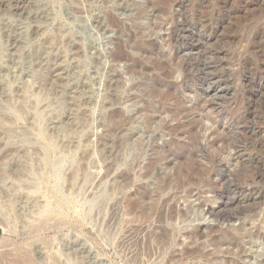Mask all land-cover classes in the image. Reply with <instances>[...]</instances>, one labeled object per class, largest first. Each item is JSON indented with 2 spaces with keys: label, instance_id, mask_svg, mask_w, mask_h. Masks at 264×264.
Instances as JSON below:
<instances>
[{
  "label": "rangeland",
  "instance_id": "rangeland-1",
  "mask_svg": "<svg viewBox=\"0 0 264 264\" xmlns=\"http://www.w3.org/2000/svg\"><path fill=\"white\" fill-rule=\"evenodd\" d=\"M223 1L0 0V256L42 241L21 227L47 216L66 226L44 235L54 251L77 241L89 253L69 264H124L130 226L143 224L145 243L174 209L179 228L207 235L182 234L177 252L243 222L264 234V0Z\"/></svg>",
  "mask_w": 264,
  "mask_h": 264
},
{
  "label": "bare ground",
  "instance_id": "bare-ground-1",
  "mask_svg": "<svg viewBox=\"0 0 264 264\" xmlns=\"http://www.w3.org/2000/svg\"><path fill=\"white\" fill-rule=\"evenodd\" d=\"M23 1V0H22ZM26 1V0H25ZM42 1V0H41ZM221 1H223V0H221ZM226 1V0H225ZM228 1V0H227ZM39 2V1H38ZM224 2V1H223ZM48 4V3H47ZM20 5V4H19ZM249 5V4H248ZM21 7V6H20ZM247 8V7H246ZM139 9V8H138ZM220 9V8H219ZM249 9V8H248ZM245 10V9H244ZM23 11V10H22ZM142 13V12H141ZM166 18H168V17H166ZM199 18V17H198ZM170 19V18H169ZM200 19V18H199ZM190 20V19H189ZM210 20H211V18H210ZM183 22V21H182ZM203 22V21H202ZM211 22V21H210ZM209 22V23H210ZM163 23V22H162ZM199 23H200V21H199ZM171 24V23H170ZM201 24V23H200ZM203 25H205V24H203ZM161 26V25H160ZM176 26V25H175ZM203 28V27H202ZM204 29V28H203ZM206 29V28H205ZM260 32V31H259ZM260 36V35H259ZM264 40V39H263ZM177 41V40H176ZM256 41V40H255ZM17 42V41H16ZM252 43H253V41H252ZM257 43V45H258V43L260 44V42H256ZM251 44V43H250ZM256 45V46H257ZM261 45V44H260ZM256 46H255V48H256ZM18 47V46H17ZM180 49V48H179ZM254 51V50H253ZM13 52V51H12ZM259 52V51H258ZM257 52V53H258ZM263 52V51H262ZM260 53V52H259ZM3 54V53H2ZM124 55V54H123ZM5 56V55H4ZM3 56V57H4ZM119 56V55H118ZM264 56V55H263ZM6 57V56H5ZM120 57H121V55H120ZM162 58V57H161ZM122 59V58H121ZM124 59V58H123ZM164 59V58H163ZM162 59V60H163ZM116 60V59H115ZM56 63V62H55ZM1 65V64H0ZM256 66V65H255ZM253 68V67H252ZM172 69V68H171ZM250 69V68H249ZM259 69V68H258ZM264 69V68H263ZM263 69L261 70V71H263ZM12 70V69H11ZM134 70V69H133ZM185 71V70H184ZM254 71V70H253ZM257 71V70H256ZM260 71V69H259V73L261 72ZM183 72V71H182ZM252 72V71H251ZM19 73V72H18ZM54 73V72H53ZM52 73V74H53ZM59 73V72H58ZM181 73V72H180ZM260 74H262V72L260 73ZM264 74V73H263ZM181 75V74H180ZM259 75V74H258ZM5 76V75H4ZM212 76V75H211ZM262 76V75H261ZM53 77V76H52ZM183 77V76H182ZM263 77V76H262ZM261 77V78H262ZM189 78V77H188ZM187 78V79H188ZM54 79L56 80V78L54 77ZM59 79V78H58ZM258 79H259V77H258ZM263 79V78H262ZM182 80V79H181ZM228 80V79H227ZM262 81V80H261ZM48 82V81H47ZM53 82V81H52ZM185 83V82H184ZM184 83H183V85H184ZM261 83V82H260ZM25 85H26V83H25ZM49 85H50V83H49ZM53 85H54V83H53ZM262 85H263V83H262ZM261 85V86H262ZM31 86V85H30ZM59 86V85H58ZM22 87V86H21ZM27 87V86H26ZM191 87V86H190ZM263 87V86H262ZM23 88V87H22ZM21 88V89H22ZM31 88V87H30ZM51 88V87H50ZM27 89V88H26ZM32 89V88H31ZM49 89V88H48ZM193 89V88H192ZM23 90H25L24 88L22 89V91ZM10 91V90H9ZM34 91V90H33ZM36 91V90H35ZM8 92V91H7ZM27 92V91H26ZM6 93V92H5ZM21 93V92H20ZM29 93V92H28ZM38 94V93H37ZM26 95V94H25ZM24 95V96H25ZM32 97V96H31ZM9 98H11V97H9ZM24 98V100H25V98H27V96L26 97H23ZM34 98V97H33ZM38 99H40L39 97H38ZM76 99V98H75ZM17 100H18V98H17ZM31 100V99H30ZM33 100H35V98L33 99ZM32 100V101H33ZM42 100V99H41ZM20 101V100H19ZM27 100H25L24 102L25 103H27L28 104V102H26ZM40 101V100H39ZM18 102V101H17ZM16 102V103H17ZM42 102V101H41ZM6 103V102H5ZM12 103H14L13 101H12ZM15 103V104H16ZM23 103V102H22ZM32 103V102H31ZM35 103H37V102H35L34 101V104ZM44 103H46V102H44ZM79 103H80V101H79ZM40 104V103H39ZM42 104V103H41ZM71 104V103H70ZM18 105V104H17ZM16 105V106H17ZM32 105V104H31ZM43 105V104H42ZM48 105V104H47ZM4 106H6V105H4ZM12 106V105H11ZM10 106V107H11ZM15 105H13V107H14ZM15 106V107H16ZM34 106V105H33ZM32 106V107H33ZM18 107V106H17ZM23 107V106H22ZM21 107V108H22ZM31 107V108H32ZM35 107V106H34ZM41 108H42V106H40ZM48 107V106H47ZM79 107V106H78ZM5 108H7V107H5ZM19 108V107H18ZM26 108H28V107H26ZM39 108V107H38ZM45 108V107H44ZM8 109V108H7ZM13 109V108H12ZM20 109V108H19ZM24 109V108H23ZM22 109V110H23ZM43 109V108H42ZM182 109V108H181ZM32 110V109H31ZM41 110V109H40ZM40 110H38V111H40ZM62 110V109H61ZM70 110V109H69ZM183 110V109H182ZM2 111V110H1ZM24 111H27V109L26 110H24ZM33 111V110H32ZM59 111V110H58ZM78 111H79V109H78ZM175 111V110H174ZM6 112H8V110L6 111ZM16 112H17V110H16ZM22 112V111H21ZM53 112V111H52ZM12 113V112H11ZM18 113V112H17ZM33 113V112H32ZM40 113H41V111H40ZM55 113V112H54ZM53 113V114H54ZM164 113V112H163ZM240 113V112H239ZM246 113V112H245ZM28 114H29V110H28ZM38 114V113H37ZM50 114V113H49ZM59 114V113H58ZM77 114V113H76ZM179 114V113H178ZM229 114V113H228ZM250 114V113H249ZM252 114V113H251ZM15 115V114H14ZM13 115V116H14ZM19 115V114H18ZM44 115V114H43ZM236 115V114H235ZM239 115V114H238ZM44 116H46V115H44ZM59 116V115H58ZM78 116V115H77ZM237 116V115H236ZM0 117H1V115H0ZM20 117V116H19ZM39 117V116H38ZM176 117H177V114H176ZM234 117V116H233ZM9 118V117H8ZM40 118V117H39ZM42 118H44V117H42ZM228 118H229V116H228ZM250 118V117H249ZM7 119V118H6ZM5 118L3 119V117H2V119H0V120H6ZM13 119V118H12ZM11 119V120H12ZM16 119V118H15ZM232 119V118H231ZM9 120V119H8ZM23 120H24V118H23ZM28 120V119H27ZM82 120V119H81ZM125 120V119H124ZM245 120V119H244ZM10 121V120H9ZM13 121V120H12ZM26 121V120H25ZM44 121V120H43ZM72 121V120H71ZM76 121V120H75ZM121 122H122V119L120 120ZM131 121V120H130ZM233 121V120H232ZM242 121V120H241ZM4 122V121H3ZM46 122V121H45ZM44 122V123H45ZM80 122H82V121H80ZM127 122V121H126ZM243 122H245V121H243ZM260 122V121H259ZM5 123V122H4ZM15 123H17V120H16V122ZM67 123V122H66ZM131 123V122H130ZM252 123V122H251ZM3 124V123H2ZM11 124V123H10ZM121 124V123H120ZM128 124V123H127ZM236 124V123H235ZM16 125V124H15ZM34 125V124H33ZM39 125H40V123H39ZM243 125V124H242ZM251 125V124H250ZM9 126V125H8ZM17 126H19V125H17ZM43 126V125H42ZM72 126V125H71ZM77 126H78V124H77ZM122 126V125H121ZM120 126V127H121ZM124 126V125H123ZM34 127V126H33ZM58 127H60V126H58ZM244 127H246V126H244ZM254 127H255V125H254ZM263 127H264V125H263ZM7 128V127H6ZM12 128V127H11ZM42 128V127H41ZM40 128V129H41ZM45 128V127H44ZM47 128V127H46ZM75 128V127H74ZM247 128V127H246ZM33 129V128H32ZM43 129V128H42ZM41 129V130H42ZM48 129V128H47ZM69 129V128H68ZM81 129V128H80ZM250 129V128H249ZM259 129V128H258ZM4 130H7V131H9L10 130V128H9V130H8V128L7 129H4ZM35 131H36V129H34ZM45 130V129H44ZM15 131V130H14ZM64 131V130H63ZM69 131H70V129H69ZM246 131V130H245ZM244 131V132H245ZM258 131V130H257ZM45 132H46V130H45ZM67 132V131H66ZM71 132V131H70ZM233 132V131H232ZM15 133V132H14ZM43 133V132H42ZM68 133V132H67ZM71 133H73V132H71ZM79 133V132H78ZM259 133V132H258ZM12 134V133H11ZM17 134V133H16ZM43 134H45V133H43ZM47 134V133H46ZM45 134V135H46ZM51 134V133H50ZM63 134V133H62ZM61 134V135H62ZM74 134V133H73ZM235 134V133H234ZM255 134V133H254ZM48 135V134H47ZM46 135V136H47ZM67 135V134H66ZM260 135V134H259ZM264 135V134H263ZM9 136V135H8ZM43 136V135H42ZM46 136H45V138H46ZM68 136V135H67ZM71 136V135H70ZM139 136V135H138ZM237 136V135H236ZM44 137V136H43ZM250 137V136H249ZM47 138H49V139H47ZM46 139L48 140V142L47 143H49V144H52V139H50V137H47ZM71 138H75V137H71ZM136 138V137H135ZM247 138V137H246ZM54 139V138H53ZM56 139V138H55ZM66 139V138H65ZM59 140V139H58ZM62 140H64V139H62ZM71 140V139H70ZM70 140H69V142L68 143H70ZM131 140V139H130ZM237 140V139H236ZM74 141V140H73ZM221 141V140H220ZM238 141V140H237ZM236 141V142H237ZM54 142H56V141H54ZM59 142V141H58ZM78 142V141H77ZM235 142V141H234ZM61 143V142H60ZM67 143V142H66ZM126 143H128V142H126ZM261 143V142H260ZM58 144V143H57ZM72 144V143H71ZM195 144V143H194ZM210 144V143H209ZM213 144V143H212ZM216 143H214V145H215ZM218 144V143H217ZM220 144V143H219ZM241 144V143H240ZM254 144V143H253ZM53 145V144H52ZM52 145H51V147H52ZM59 145V144H58ZM64 145V144H63ZM67 145V144H66ZM193 145V144H192ZM198 145V144H197ZM230 145V144H229ZM233 145V144H232ZM248 145H249V143H248ZM252 145V144H251ZM261 145V144H260ZM259 145V146H260ZM264 145V144H263ZM54 146V145H53ZM71 146V145H70ZM176 146V145H175ZM225 146V145H224ZM240 146V145H239ZM60 147L62 148V146L60 145ZM75 147H76V144H75ZM187 147V146H186ZM242 147V146H241ZM264 147V146H263ZM170 148V147H169ZM193 148V147H192ZM199 148V147H198ZM222 148H223V146H222ZM222 148H221V151H222ZM233 148H235V147H233ZM238 148V147H237ZM260 148H261V146H260ZM52 149V148H51ZM54 149V148H53ZM64 149V148H63ZM69 149V148H68ZM71 149V148H70ZM225 149V148H224ZM255 149V148H254ZM58 150H62V149H58ZM65 150V149H64ZM67 150V149H66ZM163 150V149H162ZM181 150V149H180ZM201 150V149H200ZM233 150V149H232ZM236 150V149H235ZM54 151V150H53ZM68 151V150H67ZM173 151V150H172ZM194 151V150H193ZM196 151V150H195ZM197 151H199V150H197ZM196 151V152H197ZM224 151V150H223ZM225 151H226V149H225ZM224 151V152H225ZM264 151V150H263ZM55 152H56V150H55ZM60 152H62V151H60ZM188 152V151H187ZM227 152V151H226ZM248 152H250V151H248ZM251 152H253V151H251ZM255 152V151H254ZM57 153V152H56ZM161 153V152H160ZM176 153V152H175ZM219 153H221V152H219ZM218 153V154H219ZM229 153H230V151H229ZM232 153V152H231ZM234 153V152H233ZM258 153V152H257ZM54 155H55V153H54ZM57 155V154H56ZM165 155V154H164ZM172 155V154H171ZM170 155V156H171ZM176 155H177V153H176ZM215 155V154H214ZM235 155V154H234ZM58 156V155H57ZM60 156V155H59ZM167 156V158H165ZM166 156H164L162 159L163 160H168V155H166ZM174 156V155H173ZM173 156H171V157H173ZM190 156V155H189ZM213 156V155H212ZM214 157V156H213ZM231 157V156H230ZM255 157V156H254ZM174 158V157H173ZM188 158V157H187ZM192 158V157H191ZM194 158H195V156H194ZM209 158H210V156H209ZM223 158V157H222ZM251 158V157H250ZM59 159V158H58ZM63 158H61V160L60 161H58V164H59V162H61V161H64V160H62ZM67 159V158H66ZM205 159V158H204ZM212 159V158H211ZM216 159H218V158H216ZM226 159V158H225ZM248 159V158H247ZM252 159V158H251ZM259 159V158H258ZM46 160V159H45ZM55 160V159H54ZM162 160V161H163ZM186 160V159H185ZM194 160V159H193ZM206 160V159H205ZM250 160V159H249ZM57 161H56V163H55V165L57 164ZM171 161H173V160H171ZM195 161V160H194ZM197 161V160H196ZM210 161V160H209ZM261 161V160H260ZM169 162V161H168ZM168 162H167V164H168ZM178 162V161H177ZM192 162V161H191ZM198 162V161H197ZM196 162V163H197ZM195 163V165H198V164H196ZM201 163H199V165H200ZM218 164H220V162H218ZM45 165H46V163H45ZM61 165H62V163H61ZM201 166H203V165H201ZM57 167V166H56ZM83 167V166H82ZM46 168V167H45ZM58 168H59V166H58ZM60 168H61V166H60ZM76 168V167H75ZM194 168V167H193ZM205 168V167H204ZM203 168V169H204ZM208 168V167H207ZM219 168V167H218ZM50 169V168H49ZM55 168H53V170H54ZM189 169V168H188ZM58 170V169H57ZM56 169H55V171L57 172V174L61 171H57ZM77 170H78V167H77V169H76V171L75 170H73L74 172H72L73 173V175H71L73 178L74 177H77L78 176V172H77ZM85 170V169H84ZM205 170V169H204ZM217 170H219V169H217ZM82 171V170H81ZM110 171H111V169H110ZM193 171H195V170H193ZM197 171V170H196ZM205 171H209V170H205ZM253 171V170H252ZM251 171V172H252ZM260 171V170H259ZM262 171V170H261ZM53 172V171H52ZM55 172V173H56ZM183 172V171H182ZM211 172V171H210ZM190 173V172H189ZM205 173H207V172H205ZM83 174V173H82ZM256 174V173H255ZM75 175H77V176H75ZM81 175V174H80ZM110 175V174H109ZM108 175V176H109ZM203 175V174H202ZM245 175V174H244ZM250 175V174H249ZM252 175V174H251ZM83 176V175H82ZM107 176V175H106ZM206 176V175H205ZM248 176V175H247ZM253 176V175H252ZM55 177V176H54ZM79 177H81V176H79ZM244 177H246V176H244ZM102 178H104V177H102ZM191 178V177H190ZM194 178H195V176H194ZM4 179H6V178H4ZM3 179V180H4ZM181 179H185V178H181ZM189 179V178H188ZM246 179V178H245ZM248 179L250 180V178L248 177ZM254 179H256V178H254ZM55 182H54V184H56V185H58L60 182H58V180L59 179H56L55 178ZM72 180V179H71ZM185 181V180H184ZM190 181V180H189ZM193 181H195V180H193ZM243 181V180H242ZM4 182V181H3ZM179 182V181H178ZM186 182V181H185ZM199 182V181H198ZM209 182V181H208ZM69 183H70V181H69ZM68 183V184H69ZM73 183V182H72ZM194 183V182H193ZM192 183V184H193ZM253 183V182H252ZM62 184V183H61ZM188 184V183H187ZM191 184V183H190ZM191 184V185H192ZM206 184H207V182H206ZM243 184V183H242ZM255 184V183H254ZM260 184V183H259ZM259 184H257L258 186H259ZM60 185V184H59ZM70 185V184H69ZM178 185V184H177ZM198 185V184H197ZM232 185V184H231ZM237 185V184H236ZM250 185V184H249ZM251 185H253V184H251ZM65 186V185H64ZM74 186H75V183H74ZM194 186H196V185H194ZM246 186V185H245ZM54 187V186H53ZM60 187V186H59ZM68 187V186H67ZM73 187V186H72ZM162 187H164V186H162ZM180 187V186H179ZM210 187V186H209ZM244 187V186H243ZM250 187H252V186H250ZM254 187V186H253ZM168 188V187H167ZM166 188V189H167ZM215 188V187H214ZM222 188V187H221ZM258 188V187H257ZM263 188V187H262ZM60 189V188H59ZM69 189V188H68ZM73 189V188H72ZM181 189V188H180ZM189 189V188H188ZM224 189V188H223ZM76 190V189H75ZM163 190V189H162ZM216 190V189H215ZM55 191V190H54ZM60 191V190H59ZM68 191V190H67ZM66 191V192H67ZM176 191V190H175ZM261 191V190H260ZM76 192V191H75ZM110 192V191H109ZM176 192H178V191H176ZM252 192V191H251ZM259 193V192H258ZM68 194V193H67ZM76 194V193H75ZM236 194V193H235ZM240 194V193H239ZM251 194V193H250ZM175 195V194H174ZM196 195V194H195ZM253 195H254V193H253ZM64 196V195H63ZM62 196V197H63ZM77 196V195H76ZM100 196V195H99ZM98 196V197H99ZM102 196V195H101ZM173 196V195H172ZM188 196V195H187ZM245 196V195H244ZM26 197H27V195H26ZM57 197H59L58 196V193L57 192H54V198H57ZM66 197V196H65ZM175 197V196H174ZM177 197V196H176ZM31 198V197H30ZM67 198V197H66ZM72 198V197H71ZM76 198V197H75ZM75 198H73V199H75ZM110 198V197H109ZM108 198V199H109ZM170 198V197H169ZM172 198V197H171ZM186 198V197H185ZM235 198V197H234ZM174 199V198H173ZM58 200V199H57ZM68 200V199H67ZM96 200H98L97 199V197H96ZM104 200V199H103ZM103 200L102 201H100V202H102L103 204H104V202H103ZM167 200V199H166ZM32 201V200H31ZM37 201H39V200H37ZM36 201V202H37ZM95 201V200H94ZM136 201V200H135ZM186 201V200H185ZM199 201H200V199H199ZM35 202V203H36ZM91 202V201H90ZM188 202V201H187ZM264 202V201H263ZM69 203V202H68ZM67 203V204H68ZM73 203V202H72ZM96 203V205H97V202H95ZM102 203H101V205H102ZM142 203V202H141ZM33 204V203H32ZM37 204H39V202L37 203ZM55 204V203H54ZM136 204V203H135ZM134 204V205H135ZM139 204V203H138ZM164 204V203H163ZM251 204V203H250ZM77 205V204H76ZM108 205H109V203H108ZM35 206H36V204H35ZM40 206H41V204H40ZM78 206V205H77ZM76 206V207H77ZM87 206V205H86ZM138 206V205H137ZM167 206V205H166ZM172 206V205H171ZM225 206V205H224ZM39 207V206H38ZM65 207H66V205H65ZM75 207V208H76ZM99 207V206H98ZM102 207V206H101ZM103 207H105L104 205H103ZM102 207V208H103ZM136 207V206H135ZM151 209L153 208V207H151V206H149ZM164 207H165V205H164ZM40 208V207H39ZM49 208V207H48ZM59 208V207H58ZM106 208H107V206H106ZM105 208V209H106ZM132 208V207H131ZM169 208V207H168ZM173 208H175V207H173ZM37 209V208H36ZM101 209V208H100ZM105 209H103V211L105 210ZM149 209V208H148ZM163 210H159V211H162V212H164V210L166 209H164V208H162ZM150 210V209H149ZM48 211V210H47ZM50 212H51V210H49ZM83 211V210H82ZM94 211V210H93ZM92 211V209L90 208L89 210H87V213L86 214H90L91 212H93ZM174 211H176V209H174ZM173 210H171L170 211V214L169 213H167L168 215H162V214H159L160 215V217H159V230L158 231H156L155 233L153 232V234L152 235H148V234H144V238H146V241H145V243H143L142 242V240L140 239V236L143 234V224L142 225H140L139 224V221H138V225L136 224V222H135V225L133 226V224L130 226V227H133L132 228V230L130 231H127V232H125V234L126 233H128L129 232V236L127 235V237H129V242H127L126 244H123L122 242V245H118L117 247H118V249H117V253L118 254H120V256H121V258L124 260L123 262H125L124 264H186L187 262H189V260H191V261H194V263L195 264H255V262H259V263H261V264H264V261H260V260H262L263 258H264V239H263V236H264V234L262 233V228L261 227H259L256 231H254L253 229H247L246 228V223L245 222H243V224L242 225H240L239 227H237V228H235L234 230H231V231H228V232H223V233H221V235H220V238H216V239H212V240H209V242H201V244H200V246H198L197 248H193V247H185L184 246V251L182 252V251H176V250H174V248H175V246L176 245H178L177 244V240L181 237V236H186L185 238L187 239H189V240H191V242L193 243V244H196V243H198L199 241H201L202 239H205L206 237H207V235L205 234V232L203 231V229L201 228L200 229V227L199 228H193L191 231H185V229L183 228V229H181V228H179V226L178 225H176V216H175V214H177L176 212H174ZM189 211V210H188ZM253 211V210H252ZM64 212V211H63ZM97 212V211H96ZM168 212V211H167ZM44 213V212H43ZM47 213V212H46ZM78 213V212H77ZM99 213V212H98ZM160 213V212H159ZM181 213H182V211H181ZM181 213H180V215H181ZM42 214V213H41ZM79 214V213H78ZM163 214H166L165 212L163 213ZM183 217H182V219H181V217H180V222L181 223H186L187 224V222L189 223V224H191L190 223V221L192 220H190V221H188V213H184L183 212ZM34 215V214H33ZM37 215V214H36ZM100 215V214H99ZM98 215V216H99ZM103 215V214H102ZM180 215H178V216H180ZM194 215V214H193ZM244 215V214H243ZM31 216V215H30ZM35 216V215H34ZM38 216V215H37ZM43 215H41V217H42ZM49 216H51V214L49 215ZM91 216V215H90ZM97 216V215H96ZM106 216V215H105ZM198 216V215H197ZM52 217V216H51ZM87 217V216H86ZM95 217V216H94ZM100 217V216H99ZM238 217V216H237ZM244 217V216H243ZM255 217V216H254ZM5 218V217H4ZM58 218V217H57ZM105 218V217H104ZM103 218V219H104ZM110 218V217H109ZM23 219H25L24 217H23ZM30 219V218H29ZM50 218H48V216H47V218L45 217V219H41L40 220V218L39 219H30V220H26L25 222H24V224L22 225L23 227H21V225H20V227L22 228L21 229V237L23 236V238L25 237V238H27L28 239V237L30 238V237H34V239L36 238H38V239H40V237H42L41 239H42V241H37L36 239V241H34V242H28V244H24V245H22V244H18L17 246H16V244L14 245V246H16V248L15 247H13L12 249V251L9 253H7V252H4L5 254H3V255H1L0 256V264H69V263H67V262H69L70 261V259H80L81 260V258L84 260V261H86L87 260V249H84V248H81L80 246H81V244H78L77 243V241H74V242H72L71 244H70V246L67 244L66 245V247L63 249L62 247L61 248H59V249H57L56 251H54L53 249L54 248H52L53 247V245H52V242L49 240H46V239H44V235H47V232L48 231H50V230H52V229H50V228H55V227H57V226H61V225H64V224H62V221L60 220V222H57L56 224H54V225H52L51 224V220H49ZM53 219V218H52ZM113 219H114V217H113ZM254 219V218H253ZM252 218L250 219V221L249 222H251L252 220H253ZM57 220V219H56ZM84 220V219H83ZM95 220V219H94ZM105 220V219H104ZM248 220V219H247ZM7 221H8V219H7ZM97 221V220H96ZM95 221V222H96ZM133 221V220H132ZM137 221V220H136ZM2 222V221H1ZM1 222H0V224H1ZM53 222V221H52ZM63 222H64V220H63ZM98 222H99V220H98ZM102 222H104V221H102ZM118 222H120V221H118ZM122 222V221H121ZM134 222V221H133ZM253 222V221H252ZM262 222L264 223V221L262 220ZM8 223V222H7ZM65 223V222H64ZM108 223V222H107ZM116 223V222H115ZM129 223H131V222H129ZM129 223H127V224H129ZM142 223H143V221H142ZM177 223H179V222H177ZM180 223V224H181ZM20 224V223H19ZM18 224V225H19ZM67 224V223H66ZM110 224V222L108 223V225ZM126 224V226H128ZM147 224V223H146ZM2 225H3V223H2ZM2 225H0V226H2ZM91 225V224H90ZM103 225V224H102ZM106 225V224H105ZM111 225H112V223H111ZM247 225H249V223L247 224ZM65 226V225H64ZM94 226V225H93ZM98 226V225H97ZM110 226V225H109ZM113 227L115 226L114 224L112 225ZM122 226H124V225H122ZM178 226V227H177ZM3 227V226H2ZM6 226H4L3 228H5ZM66 227V226H65ZM96 227V226H95ZM105 227H107V226H105ZM145 227V226H144ZM117 228V227H116ZM123 228H125V227H123ZM9 229V228H8ZM105 229V228H104ZM107 229H108V227H107ZM106 229V230H107ZM111 229V228H110ZM110 229H109V231H110ZM120 229V228H119ZM128 229H129V227H128ZM188 229V228H187ZM186 229V230H187ZM4 230H6V229H4ZM113 230H114V228H113ZM103 231V230H102ZM101 231V232H102ZM112 231V230H111ZM52 232H53V230H52ZM104 232V231H103ZM115 232V231H114ZM107 233V232H106ZM105 234V233H104ZM112 233H107V235L108 236H110ZM183 234V235H182ZM57 235V234H56ZM114 235V234H113ZM116 235V234H115ZM118 236V235H117ZM119 236H121V235H119ZM118 236V237H119ZM125 236V235H124ZM154 236H158L159 237V242L157 243V244H155L154 242H152V238L154 237ZM183 236V237H184ZM65 237V236H64ZM111 237V236H110ZM115 237V236H114ZM20 238V237H19ZM19 238H18V240H19ZM22 238V239H23ZM62 238V237H61ZM106 238H108V237H106ZM121 238V237H120ZM119 238V239H120ZM122 238H123V236H122ZM125 238V237H124ZM123 238V239H124ZM27 239H24V241L25 240H27ZM44 239V240H43ZM66 239V238H65ZM115 239V238H114ZM62 240V239H61ZM125 240V239H124ZM127 240V241H128ZM180 240V239H179ZM208 240V239H207ZM244 240H248V243H246V244H249L250 245V248H249V250H245V248H244V244H245V241ZM16 241V240H15ZM22 241V240H21ZM72 241V240H71ZM114 242H117V241H115V240H113ZM119 241H121V240H119ZM23 242V241H22ZM21 242V243H22ZM53 242H55V241H53ZM60 242V241H59ZM180 243V242H179ZM209 243V244H208ZM92 244V243H91ZM118 244H120V243H118ZM182 243H180V245H181ZM184 244V243H183ZM207 244L208 245H211V246H214V250H213V252L212 253H207V252H205L204 250L207 248ZM9 245V243L6 245V246H8ZM56 245V244H55ZM54 245V246H55ZM60 245V244H59ZM224 245H227V247H229L228 249H227V252H224L223 250H221V246H224ZM9 247V246H8ZM90 247V246H89ZM116 247V248H117ZM209 247V246H208ZM15 248V249H14ZM56 248V247H55ZM115 248V249H116ZM202 248V249H201ZM254 248H257V250H256V252H255V250H253ZM237 250V252H235L234 250ZM258 249H260V251L258 252ZM93 251V250H92ZM182 252V253H181ZM7 253V254H6ZM89 254V253H88ZM248 254H249V256H248ZM244 255H246V256H248V259L250 258V261L248 262V263H245L244 262V259H243V257H244ZM99 256V255H98ZM119 256V257H120ZM74 259V260H75ZM99 259V258H98ZM75 260V261H76ZM67 261V262H66ZM72 261V260H71ZM70 261V262H71ZM83 261V262H84ZM72 262H74V261H72ZM71 262V263H72ZM79 263H80V261H79ZM82 263V262H81Z\"/></svg>",
  "mask_w": 264,
  "mask_h": 264
}]
</instances>
